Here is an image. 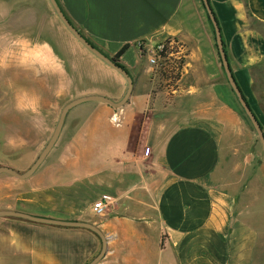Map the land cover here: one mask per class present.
Instances as JSON below:
<instances>
[{
  "label": "crops",
  "instance_id": "0c3cea01",
  "mask_svg": "<svg viewBox=\"0 0 264 264\" xmlns=\"http://www.w3.org/2000/svg\"><path fill=\"white\" fill-rule=\"evenodd\" d=\"M57 2L109 57L127 45L120 63L143 77L121 107L93 101L88 116L62 127L17 192L16 209L95 224L107 238L97 264H264V196L238 211L236 197L213 180L221 149L243 120L203 0ZM208 2L234 79L264 131L257 92L264 0ZM167 39L185 55L166 99L140 52ZM259 166L264 171L262 156ZM97 200L118 204L96 214ZM100 247L86 228L0 217V264H87Z\"/></svg>",
  "mask_w": 264,
  "mask_h": 264
},
{
  "label": "rangeland",
  "instance_id": "374dc122",
  "mask_svg": "<svg viewBox=\"0 0 264 264\" xmlns=\"http://www.w3.org/2000/svg\"><path fill=\"white\" fill-rule=\"evenodd\" d=\"M140 53L141 65L151 67L155 87L166 91V99L171 97L179 61L169 56L153 65L151 48L143 45ZM125 68L133 82L143 77ZM257 75L264 104V66ZM126 87L118 71L71 34L49 0H0V165L25 171L46 145L68 101L94 93L119 100ZM93 103L71 108L64 128L74 118L88 116ZM239 111L243 125L221 149L213 180L236 197V210L243 211L260 205L264 196V171L259 169L264 149H256L262 145L240 104ZM27 181L0 174V208L16 209L17 192Z\"/></svg>",
  "mask_w": 264,
  "mask_h": 264
},
{
  "label": "water",
  "instance_id": "95a60500",
  "mask_svg": "<svg viewBox=\"0 0 264 264\" xmlns=\"http://www.w3.org/2000/svg\"><path fill=\"white\" fill-rule=\"evenodd\" d=\"M55 13L59 17V19L62 21V23L65 25V27L71 32V34L85 47L87 48L91 53H93L96 57L104 61L107 65L111 66L113 69L118 71L126 80L127 82V88L125 90V93L119 100H113L112 98L104 95V94H87L82 95L79 97H76L70 101H68L61 109L59 113L58 120L56 122V125L54 127V130L47 141L44 148L41 150L39 155L36 157L34 162L23 172H20L16 169H14L11 166L8 165H0V174H7L10 175L16 179L24 180L29 178L41 165V163L44 161L47 154L50 152L52 147L54 146L55 142L57 141L60 132L62 130V127L64 125V121L66 118V115L68 111L73 108L74 106L86 102V101H99L103 103H107L114 107H121L123 104H125L132 92L133 89V80L130 74L126 69H124L122 66L118 65L114 59L103 53L101 50H99L97 47H95L91 42L87 40V38L77 29V27L69 20V18L65 15L63 10L61 9L59 3L57 0H49ZM204 6L207 10V13L210 17V20L213 24L214 31H215V40L216 45L218 48L219 56L222 62V67L225 72L227 81L233 90L239 104L243 108L244 112L248 116L257 136L258 139L264 149V131L261 127L256 115L254 114L253 110L251 109L250 105L248 104L247 100L245 99L242 91L240 90L239 86L237 85L234 76L231 72L228 59L223 47V42L220 34L219 27L217 25V22L215 20L214 15L212 14L210 5L208 0H203ZM0 217H14V218H21V219H27L34 222H40V223H46V224H52V225H59V226H68V227H81L86 228L94 233H96L101 241V247L97 255H95L87 264H97L101 258L105 255L107 250V238L103 231L97 227L95 224L87 221H80V220H65V219H55V218H48V217H41L37 215L30 214L28 212L13 209V208H0Z\"/></svg>",
  "mask_w": 264,
  "mask_h": 264
},
{
  "label": "built area",
  "instance_id": "2783aa9c",
  "mask_svg": "<svg viewBox=\"0 0 264 264\" xmlns=\"http://www.w3.org/2000/svg\"><path fill=\"white\" fill-rule=\"evenodd\" d=\"M155 47V49H154ZM151 57L150 63L153 65L158 63L160 58H167L169 56L175 57L178 61L181 58H184L185 50L183 45L177 41L176 39H170V41L166 44L165 41L156 44L155 46L151 47ZM112 119L115 122H118V117L113 115ZM148 149H146V152ZM118 202L116 200H97L93 203L92 209L96 214L105 213L108 208L117 207Z\"/></svg>",
  "mask_w": 264,
  "mask_h": 264
},
{
  "label": "trees",
  "instance_id": "16d2710c",
  "mask_svg": "<svg viewBox=\"0 0 264 264\" xmlns=\"http://www.w3.org/2000/svg\"><path fill=\"white\" fill-rule=\"evenodd\" d=\"M211 8V7H210ZM211 11H212V9H211ZM212 14L214 15V13H213V11H212ZM215 17V16H214ZM215 20H216V18H215ZM216 22H217V20H216ZM218 25V24H217ZM88 40V39H87ZM89 41V40H88ZM170 41V39H167V40H165V43L167 44L168 42ZM90 42V41H89ZM127 48V45H124L114 56H112L111 58L112 59H114L115 60V62L118 64V65H120V66H122L124 69H126L124 66H123V64H121L120 63V60H119V57L123 54V52L125 51V49ZM183 59L184 58H181L180 59V61H179V65H177V71L174 73V76H173V78L174 79H177V78H179V76H180V73H181V70H182V66H183ZM172 72H173V70H171V74H172ZM169 75V74H168ZM246 99V98H245Z\"/></svg>",
  "mask_w": 264,
  "mask_h": 264
},
{
  "label": "bare ground",
  "instance_id": "6f19581e",
  "mask_svg": "<svg viewBox=\"0 0 264 264\" xmlns=\"http://www.w3.org/2000/svg\"><path fill=\"white\" fill-rule=\"evenodd\" d=\"M38 76V75H37ZM50 77V76H49ZM44 79V78H43ZM49 79L48 77H46V80ZM54 79V78H53ZM42 82V81H41ZM44 88V87H43ZM45 91V90H44Z\"/></svg>",
  "mask_w": 264,
  "mask_h": 264
}]
</instances>
